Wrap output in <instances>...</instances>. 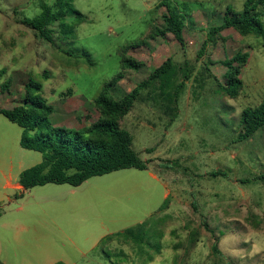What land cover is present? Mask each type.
Here are the masks:
<instances>
[{
    "label": "rangeland",
    "instance_id": "374dc122",
    "mask_svg": "<svg viewBox=\"0 0 264 264\" xmlns=\"http://www.w3.org/2000/svg\"><path fill=\"white\" fill-rule=\"evenodd\" d=\"M55 1L0 0V72L4 70L0 106L20 105L24 85L32 79L41 83L48 104L66 100L73 116L84 117V126L76 122L78 129H71L81 130L97 121L92 102L110 79L121 76L109 89L110 96L119 100L164 61L172 60L179 73L162 90L169 94L166 102L157 97L159 81H148L136 89L132 109L119 122L132 137L133 151L141 160L149 158L150 168L171 194L163 208L147 218L151 194L146 174H106L57 191L51 190L59 188L56 185L35 187L17 198L14 194L6 198L0 174V261L264 264V127L248 140H238L241 112L264 100L262 40L230 28L208 42L210 28L202 32L204 27L198 26L218 27L221 20L194 2L166 0L189 14L181 47L170 33L147 38L150 26L163 28L165 8L157 5L155 16L147 10L161 0H73L86 20L75 26L71 40L62 41L57 25H52L55 33L47 42L25 19L36 17L42 3L53 6ZM237 4L232 3L234 9ZM197 11L201 13L195 16ZM260 22L264 29V16ZM137 43L140 46L125 56L139 62L140 68L123 69L118 52ZM237 53L248 59L239 75L240 95L230 99L220 91L222 62ZM189 69L190 77L174 101L171 93ZM3 122L12 127L9 133L21 132L0 115ZM0 131H5L3 125ZM14 145L19 147L15 138ZM14 154L1 142L2 157ZM141 224H146L143 242L116 235ZM215 243L218 253L212 250ZM104 252L112 253L111 261Z\"/></svg>",
    "mask_w": 264,
    "mask_h": 264
},
{
    "label": "trees",
    "instance_id": "16d2710c",
    "mask_svg": "<svg viewBox=\"0 0 264 264\" xmlns=\"http://www.w3.org/2000/svg\"><path fill=\"white\" fill-rule=\"evenodd\" d=\"M158 7H164L166 10L162 16L163 28L150 26L147 38L164 37L165 34L170 33L175 41L184 47L183 28L184 23L188 21V12L179 11L175 5L166 0L162 1ZM69 16L72 17L71 22L67 20ZM263 16L264 0H245L240 12L227 10L223 17V24L210 28L207 41L211 42L215 34L232 28L243 35L250 34L258 37L264 44V29L260 22ZM85 20L86 16L73 7V0H56L53 6L42 3L40 13L32 19H25V23L30 25L40 38L52 42V36L55 33L51 28L52 25H57L62 41L71 40L74 36L75 26ZM144 44L141 41L140 45ZM140 45L138 43L134 46L127 45L118 52L123 69L137 71L140 68L139 62L125 56L126 51ZM205 46L206 44L201 52ZM247 59L248 55L237 53L222 62L225 73L223 83L220 84V91L230 99L237 98L243 88V82L239 75L242 67L246 65ZM176 67L178 68L172 60L167 59L147 77V80L141 82L137 88L119 100H114L109 94V89L121 77L120 74L114 76L104 84L101 93L92 102L98 113L97 121L81 130L52 126L49 116L53 112V106L48 104L41 83L29 79L24 85V98L20 105L12 109L0 107V115L21 129L20 147L38 152L42 157L41 163L20 173L19 184L23 190L46 184H68L78 187L92 177L106 175L114 171L130 168L146 169L147 163L141 161L131 148V135L120 128L119 122L132 109L134 101L137 99L136 89L143 87L148 81L158 80L157 89L164 90L174 81V76L178 75ZM0 73H4V70ZM190 74L191 69L182 75V83L174 87L173 94L171 93V95H175L174 101L178 99L180 90ZM45 78H47L46 75ZM7 86V82L4 83L1 86V92H4ZM161 91L157 93V97L166 102L169 94L166 91ZM173 103L171 102V104ZM167 105L168 102L165 106L166 109ZM240 125L239 141L248 140L256 131L264 127V100L256 107L245 108L241 112ZM2 210L3 208L0 206V215ZM145 225L127 228L116 235L126 241L143 242ZM212 250L218 253L216 243L212 245ZM104 256L111 261L112 253L104 252ZM111 263L114 264L112 261Z\"/></svg>",
    "mask_w": 264,
    "mask_h": 264
},
{
    "label": "crops",
    "instance_id": "0c3cea01",
    "mask_svg": "<svg viewBox=\"0 0 264 264\" xmlns=\"http://www.w3.org/2000/svg\"><path fill=\"white\" fill-rule=\"evenodd\" d=\"M162 1L163 0L157 1L156 3H153L152 5L147 6L148 12L151 11V13L155 16V8ZM211 1H212V3H211ZM244 1L245 0H177V2H180V3L194 2L193 4L197 5L202 11H204L205 9H208V11L212 14L213 17L216 16V18H219L221 20L220 23H218L219 26L223 24V17L225 15V12L229 9L231 11H234L237 13L240 12L242 10ZM214 2H216V6L213 5ZM233 2L238 3L236 5L237 7H235V9L232 5ZM200 13L201 12L197 11L195 16L197 14H200ZM210 13H209V17H208L209 19L211 18ZM195 16L193 14V17H195ZM198 18L201 19V16H199ZM216 25L217 24H207L206 25L204 23V24L199 25L198 28L200 29V28L204 27V29H201V31L204 32L206 29L211 28V27H215ZM185 27H187V26L184 25V28ZM194 29L197 30V27H194ZM183 34H184V32H183ZM63 101H65V102L63 103ZM63 101L61 103L59 101H57L55 103V105L53 106V112L49 116V121H50L51 125L54 127H65L67 129H72V128H77L75 126V124H77L76 122H78L79 124H77V125H81V127L84 126V123H83L84 117H81L83 119H79L77 116H73L71 111H70V106H69L70 103L67 102L66 100H63ZM16 106L17 105L11 104V105L7 106L6 108H4L2 106H0V107L4 108V109H12ZM81 110L85 111L86 109H85V107H81ZM0 125H3L5 127L4 132L0 131L1 142L4 143V145L6 146L7 149H9L11 151H13V150L15 151V154L11 155V156L2 157L0 155V174L4 178V183H3L2 189H4V191L7 192L6 198H9L11 196L10 194H14L13 196H15L16 198L19 195H21V197H22L23 194H25L26 192H28L31 189L24 191L23 188L20 186V184H19L20 173L27 168H30L34 165L41 163L42 157H41V159L38 158V156H36V154L34 153L35 151L30 153V154L27 152H24L25 149L21 148L19 145V139H20L21 132L18 135L12 131H11V133H9V129H12L11 126H9L8 124H6L4 122L0 123ZM119 126H120V123H119ZM120 128L123 129V127H121V126H120ZM14 138L17 141L20 148L17 145L16 146L14 145ZM1 142H0V145H1ZM131 146H132V142H131ZM27 151H30V150H27ZM142 151L145 152V149ZM137 156H138V154H137ZM138 158H139V156H138ZM148 160H149L148 157L141 160V161L147 163L146 164L147 167L144 170L130 168V169H122V170L114 171V172H111L108 174H146L147 175V178L150 180V183L148 184L149 186H147V190H150V194H151L150 195L151 203L149 206V207H151V209H149L147 211V218H150L153 214L157 213L160 209L163 208L165 201L167 200V198L169 197V195L171 193L167 189L166 185L163 184L160 181V179L156 176V173L150 168L149 163L147 162ZM51 185H56V184H46V185L38 186V187H46V186L52 187ZM64 185H68V184L56 185L59 188L53 187V188H51V190L57 191L60 188L64 187ZM68 186H70V185H68ZM70 187H72V186H70ZM42 189H45V188H42ZM71 192H73V190H71ZM0 206H3V204H1V201H0ZM103 238H101L99 242H101V240ZM99 242H98V244H99ZM0 257H1V254H0ZM0 263L6 264L5 261H0Z\"/></svg>",
    "mask_w": 264,
    "mask_h": 264
}]
</instances>
